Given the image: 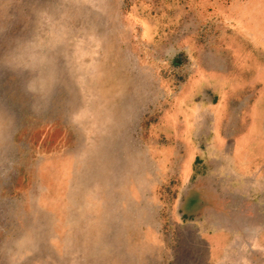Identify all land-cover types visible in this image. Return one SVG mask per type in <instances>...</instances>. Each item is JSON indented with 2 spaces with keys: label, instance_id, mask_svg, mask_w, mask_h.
I'll return each instance as SVG.
<instances>
[{
  "label": "rangeland",
  "instance_id": "obj_1",
  "mask_svg": "<svg viewBox=\"0 0 264 264\" xmlns=\"http://www.w3.org/2000/svg\"><path fill=\"white\" fill-rule=\"evenodd\" d=\"M0 264H264V0H0Z\"/></svg>",
  "mask_w": 264,
  "mask_h": 264
}]
</instances>
